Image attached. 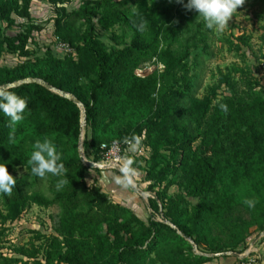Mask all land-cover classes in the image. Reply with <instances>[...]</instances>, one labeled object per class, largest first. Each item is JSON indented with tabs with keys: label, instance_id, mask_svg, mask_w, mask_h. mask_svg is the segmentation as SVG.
<instances>
[{
	"label": "trees",
	"instance_id": "trees-1",
	"mask_svg": "<svg viewBox=\"0 0 264 264\" xmlns=\"http://www.w3.org/2000/svg\"><path fill=\"white\" fill-rule=\"evenodd\" d=\"M33 1L0 0V89L40 79L74 96L81 106L38 83L7 90L24 98L28 107L25 119L14 127L0 113V160L9 171L25 175L14 176L17 183L11 196L0 195V225L20 220L33 205L57 207L60 216L56 235L47 238L43 249L30 242L19 249V256H8L0 246V264H206L216 255L245 254L252 238L264 233V213L253 210L258 233L249 231L254 224L237 223L224 238L214 237L207 225L231 218L235 208H248L238 192L241 189L263 197L264 95L237 91L231 78L223 76L231 96L216 105V95L194 98L190 93L195 85L188 78L185 57L163 54L164 77L180 71L184 88L159 93L161 107L152 111L155 87L134 72L142 60L155 54L168 22L165 13L155 15L148 0H84L76 14L82 20L79 28L66 15L64 5L72 0H49L62 13L55 36L74 54L56 58L49 51L13 68L2 66L7 54L30 57L32 26L25 25L26 31L14 37L6 31L17 24L16 16L31 20ZM156 17L162 22L159 26ZM116 27L130 30L132 40L128 43L123 35L114 34L117 47L108 49L98 29L111 32ZM203 42L207 51L209 46ZM242 76L250 78L246 73ZM185 100L190 103L187 108L182 105ZM221 104L227 105V111ZM187 119L195 124L192 131ZM83 121L84 154L93 163L103 159V144L125 141L122 125L145 132L151 150L147 178L155 180L154 188L165 184L164 191L148 204L160 214L159 201L163 202V221L143 220L130 207L112 200L96 176L89 183L93 169L79 152ZM141 134L133 133V137ZM44 139L62 153L67 170L69 182L59 191L57 177L49 174L41 179L31 174L33 145ZM164 151L169 152L170 161L161 168ZM178 175L187 196L200 200L192 211L182 207L183 197H167L168 188L175 184L172 178ZM45 183L49 195L42 192Z\"/></svg>",
	"mask_w": 264,
	"mask_h": 264
},
{
	"label": "rangeland",
	"instance_id": "rangeland-1",
	"mask_svg": "<svg viewBox=\"0 0 264 264\" xmlns=\"http://www.w3.org/2000/svg\"><path fill=\"white\" fill-rule=\"evenodd\" d=\"M84 0H72L64 5L66 15L74 28H79L82 25V20L76 16ZM187 3V0H185ZM150 9H154L155 15L161 13L166 14L168 25L165 27L162 35L159 38L155 54L141 61L138 68L135 70V75L144 83L155 87V93L151 102L152 111H157L161 106L159 93L170 90H182L184 81L180 71L177 75L165 78V63L163 54L168 56L185 57L183 64H188L190 72L188 78L193 81L194 89L190 95L197 99L205 97L213 98L216 105L228 96H231L232 90L226 84L222 83L223 76L231 78L235 84L237 91H251L257 94L264 95V0H245V3L234 13L229 25L223 30H210L205 26V21L198 16L195 11H188L183 4L177 3L176 0H148ZM31 20L15 17L17 24L6 31L8 37H14L26 31L27 25L33 28L32 38L29 42L30 57L23 58L18 55L7 54L1 65L13 68L21 63H26L36 57H45L51 51L52 56L56 58H65L66 54L60 49L55 36L56 23L61 18L60 6L50 3L49 0H35L31 3L30 8ZM157 26L162 22L159 18H155ZM26 25V27H25ZM123 35L129 43L132 40L133 33L124 27H116L111 32H102L98 29L99 38L108 49L117 47L113 40V35ZM205 41L209 49L204 50ZM77 58V56H76ZM243 73L250 76L248 80L243 79ZM86 79L83 78L82 81ZM37 81H42L38 79ZM52 91L58 92L53 89ZM183 107L190 106L188 100L183 102ZM85 122V121H83ZM186 124L189 125L191 131L194 128V122L187 119ZM125 130L127 138L131 145L123 141L125 147L129 146L131 154L128 156L133 160V167L139 171V177L134 180V187H124L129 194L124 195L125 191L121 189H110L108 185H112V178L100 180L103 184L102 188H107L112 200L122 202L124 197L129 200L128 204L135 202L136 206L133 210L141 219L147 220L150 217H155L157 221H163L161 215L163 211V202L159 201L161 213L153 212L148 204L150 198L157 199V195L164 191L165 184L161 187L154 188L155 180L148 179V171L151 167V150L146 144V135L142 129L138 127L129 128L127 125L121 126ZM82 136L79 144L80 155L85 157V149L83 147L85 124L82 130ZM133 133L140 135V144L135 151L131 150V139ZM31 143H28L30 145ZM200 144V140L196 145ZM81 149V150H80ZM161 160V168L170 161L169 152H163ZM124 163V162H123ZM9 170V169H8ZM103 171L93 169L89 183L92 184L94 176ZM115 174H120V171H115ZM9 173L15 177L25 175V172L16 173L10 170ZM101 175V174H100ZM100 177V176H99ZM175 184L167 190L168 198L177 196L183 197V208L192 211L199 205L200 200L192 199L187 196L186 191L182 187L181 176H173ZM114 184V183H113ZM116 189V190H115ZM42 192L49 195L47 184L45 183ZM143 192L139 196L138 192ZM244 202L252 200L254 206L248 208H235L231 218L222 221L218 224L211 223L207 225L210 228L211 235L214 237H225L228 231H234L235 224H250V232L258 233L259 221L254 220V215L257 212L259 215L264 213V194L263 197L255 195L248 188H243L238 191ZM119 202V203H120ZM139 204H138V203ZM255 210L256 212H254ZM60 210L57 207L41 208L33 205L27 213L18 221L0 225V246L2 252L8 256H19V249L28 245L30 242H35L41 249L46 245L47 238L56 235L59 227ZM264 218V217H263ZM264 222V220H261ZM252 223V224H251Z\"/></svg>",
	"mask_w": 264,
	"mask_h": 264
},
{
	"label": "clouds",
	"instance_id": "clouds-1",
	"mask_svg": "<svg viewBox=\"0 0 264 264\" xmlns=\"http://www.w3.org/2000/svg\"><path fill=\"white\" fill-rule=\"evenodd\" d=\"M177 3L184 5L186 10L195 11L199 17L205 21L207 29L223 31L232 19L234 13L245 3V0H176ZM27 102L24 98L15 92L0 90V113L9 119V126L14 127L16 124L25 119ZM221 109L227 111V105L221 104ZM131 150L135 151L140 144L139 137L131 138ZM125 142H130L128 138ZM29 164L31 174L41 179H45L49 174L57 177L56 189L61 190L68 182L66 168L62 162V153L57 151L56 145L48 140H37L33 145ZM124 163L120 167L121 176L117 178V183L124 187H134V180L139 177V171L133 167V160L127 156L123 157ZM17 179L9 173L8 166L0 160V195L11 196L16 187ZM245 204L249 207L254 206L252 200H246Z\"/></svg>",
	"mask_w": 264,
	"mask_h": 264
},
{
	"label": "crops",
	"instance_id": "crops-1",
	"mask_svg": "<svg viewBox=\"0 0 264 264\" xmlns=\"http://www.w3.org/2000/svg\"><path fill=\"white\" fill-rule=\"evenodd\" d=\"M120 176H121L120 174H117V173L115 174V172L112 170H103V171L99 172L96 177L98 180V184H99V186H101V188H102L103 184L100 180H102L104 183V180L107 179V184H109L108 178H112L113 179L112 180L113 182L111 183L112 185H108L107 187H109L111 190L114 188H117V189H121V191H125V189H123L122 184L117 183V178ZM103 190L106 192L108 189L104 188ZM123 194L124 195L127 194V197L129 195L127 193V191H125ZM138 194H139V196H142L143 192L140 191V192H138ZM127 197H124L123 200H121L122 202H120V201H118V202H120V203L130 207L132 210H134L133 207L136 206L135 202H132V204L131 203L128 204L129 200ZM244 257H247L249 259H256L257 264H264V237H261V235L260 236H254L252 238L250 244L247 247L245 255L244 254H242V255H238V254L216 255V256H214V258L211 261H209L206 264H238L239 261L241 260V258H244Z\"/></svg>",
	"mask_w": 264,
	"mask_h": 264
},
{
	"label": "built area",
	"instance_id": "built-area-1",
	"mask_svg": "<svg viewBox=\"0 0 264 264\" xmlns=\"http://www.w3.org/2000/svg\"><path fill=\"white\" fill-rule=\"evenodd\" d=\"M57 43L60 49L66 54V56L74 54L73 49L69 45L61 42L58 38ZM128 145L130 146L131 144L128 143ZM129 146L125 147L123 144L118 142L103 144L101 147L103 152V159L99 163H94V169L120 171V167L124 162L123 157L125 153L129 152L127 151V149H129ZM261 237H264V233L261 234ZM238 264H257V261L256 259H249L247 257H244L241 258Z\"/></svg>",
	"mask_w": 264,
	"mask_h": 264
},
{
	"label": "water",
	"instance_id": "water-1",
	"mask_svg": "<svg viewBox=\"0 0 264 264\" xmlns=\"http://www.w3.org/2000/svg\"><path fill=\"white\" fill-rule=\"evenodd\" d=\"M24 83H38V84L43 85L44 87L48 88L49 90H53V88H52L50 85H48L47 83L42 82V81H37V80H31V79L26 80V81H23V82H18V83L14 84V85H9V86L3 87V88H1L0 90H8V89H10V88L17 87V86H19V85H21V84H24ZM59 93H60L61 95L65 96V97H67V98H69V99H71V100H73L74 102H76V103L79 104L78 100H77L74 96H72V95H67V94L62 93V92H59ZM79 105L81 106V104H79ZM84 124H85V122H83L82 130H83V126H84ZM80 150H81V149H80ZM81 158H82V160L84 161V163H85V165H86L87 167H89V168H91V169H94V168H95V164H94V163L84 160V158H83L82 156H81Z\"/></svg>",
	"mask_w": 264,
	"mask_h": 264
}]
</instances>
